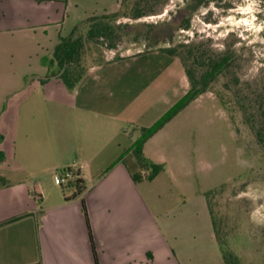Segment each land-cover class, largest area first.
<instances>
[{"label":"crops","instance_id":"obj_1","mask_svg":"<svg viewBox=\"0 0 264 264\" xmlns=\"http://www.w3.org/2000/svg\"><path fill=\"white\" fill-rule=\"evenodd\" d=\"M121 2L0 0V264H97L82 200L98 264H226L208 189L196 183L219 172L203 156L195 160L192 135L172 128L176 116L144 146L163 173L135 183L122 162L107 171L162 115L161 85H140L147 71L159 76L139 62L145 52L89 65L74 90L48 77L43 59L59 38ZM177 74L187 92L184 71ZM68 168L86 184L70 200L55 183Z\"/></svg>","mask_w":264,"mask_h":264},{"label":"rangeland","instance_id":"obj_2","mask_svg":"<svg viewBox=\"0 0 264 264\" xmlns=\"http://www.w3.org/2000/svg\"><path fill=\"white\" fill-rule=\"evenodd\" d=\"M187 3L188 0H167L153 6L156 14L137 21L128 18L120 21L173 24L172 41L160 43L156 48H150L151 51L190 43L214 53L228 51L234 55L236 62L232 74L215 81L207 92L179 112L172 128L192 135L195 160L203 156L210 168L219 172L211 181H201L200 175L196 177V183L208 191L220 185V190L211 197V203L227 248L242 264H264V151L257 146L242 113L230 99L231 90L224 88V83L228 82L235 90L236 77L241 87L256 89L264 85V0H209L190 15L186 28L180 23ZM146 49L143 41L132 43L126 39L115 50L99 43L86 49L84 62L89 66L97 58L106 60L145 50L139 62L144 63L147 70H156V76H159L154 79L155 73L151 75L147 71L139 77L140 85H149L154 80L161 85L162 99L155 112L163 115L186 94L177 74V67L182 70L183 67L177 57L159 51L150 53ZM137 66L139 63L133 68ZM139 110L140 114H146L145 120H149L152 111L143 106ZM16 175L21 178L25 173Z\"/></svg>","mask_w":264,"mask_h":264},{"label":"trees","instance_id":"obj_3","mask_svg":"<svg viewBox=\"0 0 264 264\" xmlns=\"http://www.w3.org/2000/svg\"><path fill=\"white\" fill-rule=\"evenodd\" d=\"M166 1L122 0L120 8L116 12L87 18L81 24L77 25L70 35L60 37L51 56L43 59V63L50 70L48 77L57 76L67 89L74 90L86 73L88 66L84 62L85 53L90 45L95 46L99 43H104L108 49L115 50L120 43L127 39L132 43L143 41L145 42L146 50H150V48H156L160 43H169L172 41L175 29L171 23L146 24L120 21L122 18L137 21L145 16L156 14L153 6L155 4H164ZM208 1L188 0L187 6L182 11L185 14L181 20V26L187 28L190 23V15L203 3H208ZM158 51L179 58L188 79L189 88L186 94L152 125L141 127L139 129V135L133 144L107 169L108 171L115 164L122 162L135 183H140L144 180L152 181L165 171L164 164L155 163L145 155V143L191 102L207 92L215 81L221 77L228 78L232 74L233 66L236 62L234 55L228 51L214 53L201 45H192L190 43H180L176 46L163 47L159 48ZM142 52L146 51L144 50ZM116 58L118 59L119 55ZM104 61L97 58L94 63H102ZM234 84L236 87L235 90L230 88L228 82L224 83V88L231 90L230 99L236 104L237 110L242 113L243 121L253 134L257 146L264 151V85L256 89L243 85L241 87L240 80L237 77L234 78ZM2 138L0 135V141ZM4 161L5 155L0 151V165ZM66 171H69L72 177L62 188L65 192H71L65 198L66 200H70L81 196L86 189V184L71 168H68ZM5 184V179L0 175V185ZM219 190L220 187L206 193L215 236L225 263L242 264L239 257L227 248L226 242L222 239L221 231L217 226L211 197ZM82 208L89 227L95 260L98 264L96 248L92 240L89 217L84 200H82Z\"/></svg>","mask_w":264,"mask_h":264},{"label":"built area","instance_id":"obj_4","mask_svg":"<svg viewBox=\"0 0 264 264\" xmlns=\"http://www.w3.org/2000/svg\"><path fill=\"white\" fill-rule=\"evenodd\" d=\"M71 177V173L69 171H65L64 173H61L60 176L55 177V183L57 185L64 186L68 183Z\"/></svg>","mask_w":264,"mask_h":264},{"label":"flooded vegetation","instance_id":"obj_5","mask_svg":"<svg viewBox=\"0 0 264 264\" xmlns=\"http://www.w3.org/2000/svg\"><path fill=\"white\" fill-rule=\"evenodd\" d=\"M203 4H205V3H203Z\"/></svg>","mask_w":264,"mask_h":264}]
</instances>
